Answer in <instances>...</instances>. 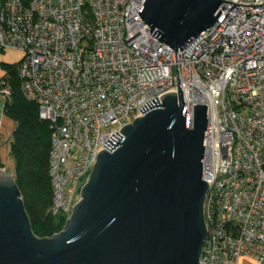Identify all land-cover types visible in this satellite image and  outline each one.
Listing matches in <instances>:
<instances>
[{"label": "built area", "instance_id": "2783aa9c", "mask_svg": "<svg viewBox=\"0 0 264 264\" xmlns=\"http://www.w3.org/2000/svg\"><path fill=\"white\" fill-rule=\"evenodd\" d=\"M224 1L217 23L177 51L191 122L195 105L208 107L200 264H264V0ZM145 2L0 0V50L25 53L22 92L51 125L54 215L70 216L115 131L179 90L175 50L151 34ZM0 96L12 99L5 78Z\"/></svg>", "mask_w": 264, "mask_h": 264}, {"label": "water", "instance_id": "95a60500", "mask_svg": "<svg viewBox=\"0 0 264 264\" xmlns=\"http://www.w3.org/2000/svg\"><path fill=\"white\" fill-rule=\"evenodd\" d=\"M223 2L146 0L139 14L175 50L179 90L142 106L159 108L124 126V136L115 131L60 232L34 233L13 172L0 169V264H200L208 107L195 105L191 122L177 51L217 23Z\"/></svg>", "mask_w": 264, "mask_h": 264}, {"label": "trees", "instance_id": "16d2710c", "mask_svg": "<svg viewBox=\"0 0 264 264\" xmlns=\"http://www.w3.org/2000/svg\"><path fill=\"white\" fill-rule=\"evenodd\" d=\"M12 87V99L5 112L15 123L10 141L13 174L22 193L33 231L38 237H51L60 232L67 217L51 212L54 200L50 159L52 129L49 121L39 115L37 103L25 98L17 65L4 64Z\"/></svg>", "mask_w": 264, "mask_h": 264}, {"label": "crops", "instance_id": "0c3cea01", "mask_svg": "<svg viewBox=\"0 0 264 264\" xmlns=\"http://www.w3.org/2000/svg\"><path fill=\"white\" fill-rule=\"evenodd\" d=\"M6 102L0 96V169L13 172L14 163L10 152V141L15 128L14 121L6 115Z\"/></svg>", "mask_w": 264, "mask_h": 264}, {"label": "rangeland", "instance_id": "374dc122", "mask_svg": "<svg viewBox=\"0 0 264 264\" xmlns=\"http://www.w3.org/2000/svg\"><path fill=\"white\" fill-rule=\"evenodd\" d=\"M24 57H25V53L22 50H15V49L0 50V79L4 77L7 70L4 64H12V65L19 64ZM239 264H256V262L250 257L242 256L239 260Z\"/></svg>", "mask_w": 264, "mask_h": 264}]
</instances>
